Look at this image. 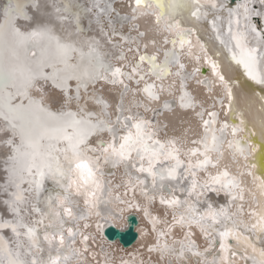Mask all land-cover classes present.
Listing matches in <instances>:
<instances>
[{"label":"snow or ice","instance_id":"6c2138e0","mask_svg":"<svg viewBox=\"0 0 264 264\" xmlns=\"http://www.w3.org/2000/svg\"><path fill=\"white\" fill-rule=\"evenodd\" d=\"M126 6L0 0V264H264V0Z\"/></svg>","mask_w":264,"mask_h":264},{"label":"bare ground","instance_id":"6f19581e","mask_svg":"<svg viewBox=\"0 0 264 264\" xmlns=\"http://www.w3.org/2000/svg\"><path fill=\"white\" fill-rule=\"evenodd\" d=\"M40 2L46 3L47 0H40ZM162 118L167 123L170 131H173L174 133L179 134L183 131V128L187 126L186 123L182 124L181 122L182 121H188L190 117H189V114H185L183 112L176 111L175 113L164 112ZM253 143L254 144L259 143V138L258 137L253 138ZM0 154H2V153H0ZM253 156H255V153L253 154ZM249 180H250V178H249ZM140 221H144L142 217H141Z\"/></svg>","mask_w":264,"mask_h":264},{"label":"water","instance_id":"95a60500","mask_svg":"<svg viewBox=\"0 0 264 264\" xmlns=\"http://www.w3.org/2000/svg\"><path fill=\"white\" fill-rule=\"evenodd\" d=\"M132 221L134 223H136L137 222L136 217H132ZM108 233L113 238H121V239H123L126 242V244L133 243L136 240V238H137V234H136V232L134 231L133 228L130 231H128V232L125 233V232H123L120 229L111 227L108 230Z\"/></svg>","mask_w":264,"mask_h":264}]
</instances>
